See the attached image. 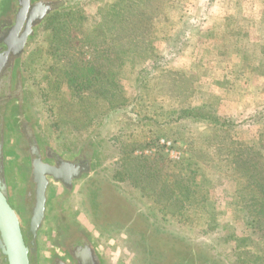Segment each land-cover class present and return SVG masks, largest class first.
Returning <instances> with one entry per match:
<instances>
[{"label":"rangeland","instance_id":"rangeland-1","mask_svg":"<svg viewBox=\"0 0 264 264\" xmlns=\"http://www.w3.org/2000/svg\"><path fill=\"white\" fill-rule=\"evenodd\" d=\"M19 71L37 134L57 151H95L93 189L111 182L143 214L160 264L175 261L162 242L195 245L217 264H264V0H66ZM180 166L193 170L181 173L191 194L168 201L160 187ZM75 187L49 190L41 255L68 226L90 234L104 264H155L138 238L100 229Z\"/></svg>","mask_w":264,"mask_h":264},{"label":"flooded vegetation","instance_id":"flooded-vegetation-1","mask_svg":"<svg viewBox=\"0 0 264 264\" xmlns=\"http://www.w3.org/2000/svg\"><path fill=\"white\" fill-rule=\"evenodd\" d=\"M39 1L8 0L0 12V190L5 188L7 202L20 221V229L29 248V263H38L40 255L47 260L46 264H104L99 247L90 234L68 226L50 243L47 257L44 253L41 255L39 250L40 229L45 219L49 190L58 185L63 193H71L82 182L90 209L94 217L99 219V228H110L123 235L127 234L124 239L138 238L147 258L152 254L155 264H160L159 255L153 252L157 248L155 240H159L156 239L158 235L149 228L143 214L140 211L134 214L130 210V202L113 183L105 181V185L93 189L97 173L95 151L86 149L70 153L54 150L37 134L34 120L25 110L23 82L19 71L23 53L18 55L17 51L25 36H28V44L45 21L38 22L37 12L32 11V6ZM54 176L58 180H54ZM43 179L46 181L43 219L33 237L29 232L30 220L36 189ZM161 246L164 253H168L166 263L169 254H173V264H217L203 256L198 257L199 247L195 245L162 242ZM87 249L95 258L89 259ZM146 263L154 264L149 258ZM0 264H6L1 256Z\"/></svg>","mask_w":264,"mask_h":264},{"label":"water","instance_id":"water-1","mask_svg":"<svg viewBox=\"0 0 264 264\" xmlns=\"http://www.w3.org/2000/svg\"><path fill=\"white\" fill-rule=\"evenodd\" d=\"M25 1L28 2V0ZM59 4L66 5V0H41L32 6V11L37 12V21L42 22L53 10L57 9ZM27 38L28 36L26 35L21 42L17 51L18 55L24 53ZM56 178L54 176V180H58ZM45 186L46 181L43 179L42 183L40 182L36 189L35 206L30 220L29 230L33 237H35V232L40 227L43 219ZM87 253L89 259L95 258L94 255L91 256L90 250L87 249ZM0 256L4 258L6 264H30L29 248L25 244L20 229V221L7 202L5 188H1L0 190Z\"/></svg>","mask_w":264,"mask_h":264},{"label":"trees","instance_id":"trees-1","mask_svg":"<svg viewBox=\"0 0 264 264\" xmlns=\"http://www.w3.org/2000/svg\"><path fill=\"white\" fill-rule=\"evenodd\" d=\"M79 82L81 83V84H79V86H85L86 84H88L84 79H80ZM194 112L195 111L191 110V109H184V110L180 111V117L181 116H182V118L192 117L194 120H204V119L206 120V119H209V117H207L205 115H202V114H199V113H194ZM214 122H215V124H220V122L217 121V120L213 121V123ZM226 122L227 121L223 120L221 123H222V125H224ZM246 164H247L246 165V172L249 174L248 182H249V184H252V183H254V180L252 179V175L254 173L251 170H253V166L255 164H252L251 162H248ZM182 169H183V171H187V173H190V174L193 173V170L189 171V167L188 166H186V167L180 166L178 171H177V174L173 175V180L172 181H167V178H166L165 181H163V183H162V185L160 187V193L159 194L160 195L162 194V196L167 194L166 195L167 196V200L169 198H173V197L176 200L174 194H177V195H180V194H182V195H190L191 194V192L189 191V188L184 183V178L181 177ZM187 184H189V183H187ZM173 189L174 190L177 189L176 193L173 191ZM182 200H185V199L182 198ZM164 201H165V199H164ZM168 201H171V200H168ZM177 201H179L180 205H181V200L177 199ZM252 201H255V199H252ZM247 207H250V206H247ZM254 207H255V203H253V205H251L249 210H255V209H253ZM181 208H182V206H181ZM259 209H260L259 211H261V209L264 210V205L263 204L261 206L259 205ZM261 213H262V211H261Z\"/></svg>","mask_w":264,"mask_h":264},{"label":"built area","instance_id":"built-area-1","mask_svg":"<svg viewBox=\"0 0 264 264\" xmlns=\"http://www.w3.org/2000/svg\"><path fill=\"white\" fill-rule=\"evenodd\" d=\"M159 146L162 147V148H164L166 151L172 150L173 151L172 153H173L174 157L175 158H178V154L179 153L174 151L175 149H173L172 143L167 142V141L161 139V140H159ZM147 153H148L147 151H144V153L137 151V154H139V155H142V154L145 155Z\"/></svg>","mask_w":264,"mask_h":264}]
</instances>
